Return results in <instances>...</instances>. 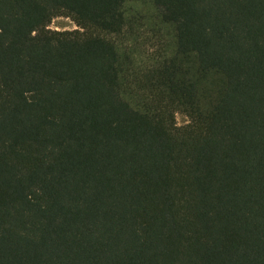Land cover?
<instances>
[{"label":"trees","instance_id":"trees-1","mask_svg":"<svg viewBox=\"0 0 264 264\" xmlns=\"http://www.w3.org/2000/svg\"><path fill=\"white\" fill-rule=\"evenodd\" d=\"M0 264H264V0H0Z\"/></svg>","mask_w":264,"mask_h":264},{"label":"rangeland","instance_id":"rangeland-1","mask_svg":"<svg viewBox=\"0 0 264 264\" xmlns=\"http://www.w3.org/2000/svg\"><path fill=\"white\" fill-rule=\"evenodd\" d=\"M76 28V24L68 18H57L51 24V29L57 31L74 30Z\"/></svg>","mask_w":264,"mask_h":264}]
</instances>
